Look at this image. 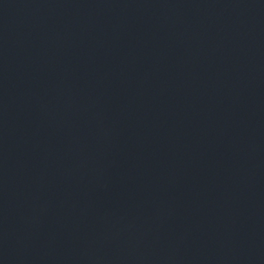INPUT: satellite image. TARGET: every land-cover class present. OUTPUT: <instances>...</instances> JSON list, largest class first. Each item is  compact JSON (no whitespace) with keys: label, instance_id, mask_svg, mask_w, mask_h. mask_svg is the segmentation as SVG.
I'll return each instance as SVG.
<instances>
[{"label":"water","instance_id":"obj_1","mask_svg":"<svg viewBox=\"0 0 264 264\" xmlns=\"http://www.w3.org/2000/svg\"><path fill=\"white\" fill-rule=\"evenodd\" d=\"M0 264H264V0H0Z\"/></svg>","mask_w":264,"mask_h":264}]
</instances>
